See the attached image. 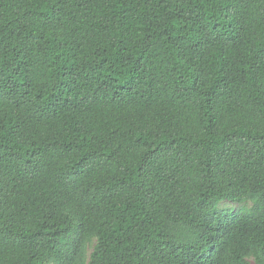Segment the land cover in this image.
Instances as JSON below:
<instances>
[{"label":"trees","instance_id":"1","mask_svg":"<svg viewBox=\"0 0 264 264\" xmlns=\"http://www.w3.org/2000/svg\"><path fill=\"white\" fill-rule=\"evenodd\" d=\"M50 263L264 264V0H0V264Z\"/></svg>","mask_w":264,"mask_h":264},{"label":"rangeland","instance_id":"2","mask_svg":"<svg viewBox=\"0 0 264 264\" xmlns=\"http://www.w3.org/2000/svg\"><path fill=\"white\" fill-rule=\"evenodd\" d=\"M239 204L233 203V202H228V201H223L220 202L219 207L225 208V207H238ZM91 250V247H89V251ZM52 264V263H50Z\"/></svg>","mask_w":264,"mask_h":264}]
</instances>
